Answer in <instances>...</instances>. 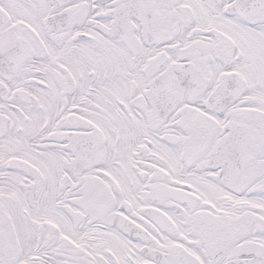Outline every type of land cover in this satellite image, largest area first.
<instances>
[{"label":"snow or ice","instance_id":"6c2138e0","mask_svg":"<svg viewBox=\"0 0 264 264\" xmlns=\"http://www.w3.org/2000/svg\"><path fill=\"white\" fill-rule=\"evenodd\" d=\"M0 264H264V0H0Z\"/></svg>","mask_w":264,"mask_h":264}]
</instances>
